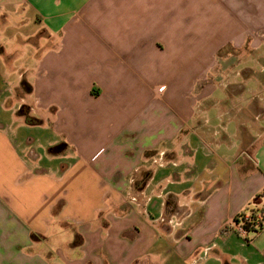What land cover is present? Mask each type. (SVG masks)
Listing matches in <instances>:
<instances>
[{
	"label": "crops",
	"instance_id": "obj_1",
	"mask_svg": "<svg viewBox=\"0 0 264 264\" xmlns=\"http://www.w3.org/2000/svg\"><path fill=\"white\" fill-rule=\"evenodd\" d=\"M1 27L42 54L0 118V264H264V223L231 227L264 218V125L210 79L264 49V0H0Z\"/></svg>",
	"mask_w": 264,
	"mask_h": 264
},
{
	"label": "rangeland",
	"instance_id": "obj_2",
	"mask_svg": "<svg viewBox=\"0 0 264 264\" xmlns=\"http://www.w3.org/2000/svg\"><path fill=\"white\" fill-rule=\"evenodd\" d=\"M14 32H16V30L13 28H0V38L6 40V45L4 44L3 49H0V94L11 95L5 99V107L0 108L1 120L12 119L13 113L10 109L20 102V98H22L23 101L30 93H28L30 87H28L27 83L29 82L31 84L34 76L37 75V68H35L37 63L35 62L39 59L38 56L42 54L38 48V43L41 40V37H37L39 34L33 35L30 40L25 41L20 39ZM35 37L36 40L39 41L33 44ZM35 45H37L36 49ZM43 48L45 49L46 45H43ZM228 54L231 56L220 61L218 67L214 69L210 79L216 78L219 76V72H223V78L235 81V83L229 84L232 87L226 85V90L230 93L229 100H226V108L245 125H250L252 127H257L260 124L264 125V49L260 52H253L250 55L247 53L242 54V51L239 50L229 49ZM249 58L253 60L258 59L260 61V67H256ZM219 59H221V56ZM214 74H216V76H214ZM50 76L51 74L48 75V77ZM253 76L260 79V84H258V86L256 85V81L253 80ZM219 77L217 79L218 82L221 80ZM23 78L27 83L21 81ZM15 87H19L20 89H15ZM218 88L214 90L216 93L220 91L219 86ZM15 90H17V93L15 92L14 96L13 91ZM262 107L263 109L259 110V108ZM20 108L22 114L25 112L27 121H31V117L27 114L28 111L30 112V106L26 104L21 106L20 104ZM17 110H19V105ZM17 110L15 111L17 112ZM32 118L41 119L44 123L50 125L53 117L46 116L45 118L36 112ZM38 129L40 128L38 127Z\"/></svg>",
	"mask_w": 264,
	"mask_h": 264
},
{
	"label": "built area",
	"instance_id": "obj_3",
	"mask_svg": "<svg viewBox=\"0 0 264 264\" xmlns=\"http://www.w3.org/2000/svg\"><path fill=\"white\" fill-rule=\"evenodd\" d=\"M255 216V219H254ZM262 218V214L260 212H255V215L246 212L243 216L242 219L238 222L232 221L231 227L233 230L237 231L240 236H246L247 230L244 228V225L246 222H251L253 223L254 221L258 223Z\"/></svg>",
	"mask_w": 264,
	"mask_h": 264
},
{
	"label": "trees",
	"instance_id": "obj_4",
	"mask_svg": "<svg viewBox=\"0 0 264 264\" xmlns=\"http://www.w3.org/2000/svg\"><path fill=\"white\" fill-rule=\"evenodd\" d=\"M32 40V39H31ZM242 136H243V142L244 143H249V142H251L253 139H252V137L246 132V131H244L243 129H242ZM247 212H250V213H252V214H254L255 215V212H258V211H256V210H248ZM246 212H242L241 214H239L236 218H234L233 219V221H235V222H238V221H240L241 219H242V216L245 214ZM254 219H255V216H254ZM263 223H264V218H263V216H262V218H261V220L260 221H258V223L257 222H253V223H251V222H246L245 223V225H244V228L246 229V230H255V231H257V230H260V229H262L263 228ZM248 227H249V229H248Z\"/></svg>",
	"mask_w": 264,
	"mask_h": 264
}]
</instances>
